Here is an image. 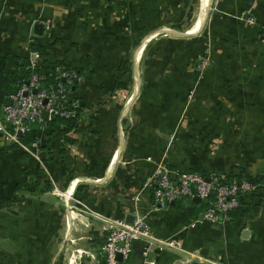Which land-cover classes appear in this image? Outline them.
<instances>
[{
    "label": "crops",
    "instance_id": "1",
    "mask_svg": "<svg viewBox=\"0 0 264 264\" xmlns=\"http://www.w3.org/2000/svg\"><path fill=\"white\" fill-rule=\"evenodd\" d=\"M198 8L194 34L181 36L198 35L211 12L214 38L227 46L224 54H213L217 69L199 84L192 86L197 76L188 75L190 87L161 84L146 93L140 65L154 34L133 49L132 75L119 71L127 57L120 48L126 41L121 30L132 24L120 20L125 0H0V113L17 85L10 87L8 77L23 75L34 42L50 48L42 55L43 70L55 62L81 70L76 94L84 105L77 127L65 137L62 126L32 128L38 159L19 150L0 152V207L14 183L52 184L41 194L24 193L17 217L1 212L0 264H59L64 249L52 246L57 240L79 242V250L102 257L100 218L127 217L134 204L147 210L152 188L146 180L161 161L174 171L234 176L259 181L261 188L244 195L219 225L202 220L201 201L179 200L153 212V236L177 246L160 249L141 239L131 244L123 264H264V44L259 40L264 0H200ZM250 17L255 24L247 22ZM43 21L52 32L43 28L37 35L35 27ZM171 107L184 110L175 122L165 119ZM75 205L82 214L87 210L83 218L91 228L75 221L77 214L70 212ZM75 222L82 229L75 230ZM66 264H87V258Z\"/></svg>",
    "mask_w": 264,
    "mask_h": 264
},
{
    "label": "built area",
    "instance_id": "2",
    "mask_svg": "<svg viewBox=\"0 0 264 264\" xmlns=\"http://www.w3.org/2000/svg\"><path fill=\"white\" fill-rule=\"evenodd\" d=\"M247 22L255 24L253 17L247 19ZM41 23L44 30L50 29L48 22ZM259 40L264 44V25L261 27ZM205 54L197 58V69L200 73L209 66L207 51ZM41 59L40 52H29L26 70L30 73L24 81L17 84L16 89L8 96L9 105L4 106L0 113L1 143L15 145L37 159V153L33 152L37 141L28 146L22 136L28 134L36 125L45 127L53 118L78 119L77 109L80 106L73 93V86L79 81L78 74L75 71H66L60 66H52L47 72L41 71ZM48 75H53L54 80L58 81L55 86L44 85ZM43 112L47 113V119L42 117ZM146 185L152 188L149 208L142 210L134 204L131 208V223H127L126 216L108 219L103 227L106 237L101 247L102 257L91 251L78 250L79 259L83 254L87 258V264H123L131 251V244L141 239L155 241L160 249L176 247L175 241L153 236L149 224L150 214L166 210L176 201H191L197 197L204 203L200 213L202 220L219 225L241 206V198L244 195L254 194L261 188L258 182L243 178H205L196 172L174 171L163 161L156 163L153 174L146 180ZM197 222L199 221H193L190 227L193 228Z\"/></svg>",
    "mask_w": 264,
    "mask_h": 264
},
{
    "label": "rangeland",
    "instance_id": "3",
    "mask_svg": "<svg viewBox=\"0 0 264 264\" xmlns=\"http://www.w3.org/2000/svg\"><path fill=\"white\" fill-rule=\"evenodd\" d=\"M125 6V13L120 17L121 23L130 21L132 24L130 29L121 30L123 39L125 38L126 41L120 48L129 61H131L133 49L140 43L142 38L146 35L154 34L144 48L142 60V46L138 48L137 56L139 55V62L141 60L142 92H152L157 87H161V84L166 87L171 85L176 88L190 87L191 84L187 83L188 75L191 77L197 76V80L191 79L193 86L194 81H198L196 82L197 84L200 83L205 73L217 69L213 65V54H217V52L224 54L227 46L222 39L214 38L216 34L214 35L211 30V12L204 29L198 35L194 37L181 36V33L186 32L195 22L198 0H125ZM48 31L50 32V29ZM206 51L209 57V66L203 73H200V70L197 69V58L200 55H206ZM177 77H180V79H177ZM183 112L184 110L181 107H177L175 111L171 107L168 112L169 115L165 119H168L169 122H175ZM133 122H136V118L133 119ZM165 164L167 165L166 162ZM3 184L9 186L7 183ZM134 198L135 196L131 197L130 200L133 201L135 200ZM3 209L0 207V214ZM80 209V206L75 205L70 212L77 214L75 221L83 220L85 226L87 227L88 224V227L91 228V224L87 223L86 219L83 218L87 210H84V214H82ZM64 214L66 213L64 212ZM113 218L122 217L100 218L103 222L102 228L106 226L108 219ZM1 222L0 233L3 225ZM74 224L78 226L75 230L82 229L78 223L75 222ZM104 234L105 240L106 233L104 232ZM84 240L90 242V239ZM56 242L52 246H63L64 249L60 253L59 264H66L68 259L79 256L77 251L82 248L81 243L76 242L75 244V242H65V240H57ZM2 247L3 245L0 241V250H2Z\"/></svg>",
    "mask_w": 264,
    "mask_h": 264
},
{
    "label": "trees",
    "instance_id": "4",
    "mask_svg": "<svg viewBox=\"0 0 264 264\" xmlns=\"http://www.w3.org/2000/svg\"><path fill=\"white\" fill-rule=\"evenodd\" d=\"M50 32H52V30ZM55 40H57L56 42H59V39H55ZM30 48H31V50H36V51L40 52L41 55H44L45 51L50 49V48H48V47L46 48L44 45H41V44L36 43V42L32 43ZM53 66H60L66 71H75L78 74L79 78L82 75L81 70L77 67L69 66L67 64L60 63V62H55V64ZM49 69H47V70L41 69V71L47 72ZM119 71H121L125 74L132 75V62L126 58V60H124L122 62V64L120 65ZM29 73H30L29 70L25 69V72L23 73V75L20 78L8 77V83L10 84V87L12 85L18 84L19 82L21 83L22 81H24L27 78V76L29 75ZM57 83H58V81L54 80L53 75H48L44 81L45 86H49V85L55 86ZM77 84H78V82L73 86V88H74L73 93L75 94V96L77 97V99L80 102V106L77 109V113H78L77 117L80 120L82 113L84 111V105L82 104L81 100L79 99V97L76 94ZM78 119L77 118H74V119L53 118L51 121L47 122V125L52 126V127L62 126L61 132L64 136L71 129L77 127V122L79 121ZM36 137H37V133H35V132L30 133L29 132L28 134L22 136V140L24 142H31V141L33 142L36 140ZM65 140L68 141V139H66V138H65ZM0 143H1V140H0ZM11 150H19L27 158L31 157V156H28V154H26L25 151H23L22 149H20L19 147L15 146V145H7V144L5 145L3 143L0 144V152L6 153V152H9ZM43 161H46V160H43ZM23 171H25V169ZM232 177L237 178L234 176H232ZM238 179H241V178H238ZM255 182L259 183V181H255ZM30 183H31L30 188L23 187L19 183H14V185L12 187V189H13L12 195H9L8 197L4 198V200H3L4 204H5L4 209H3L4 213L17 217L18 215H20V212L18 211L17 203H18L19 199L22 198L24 193L41 194V193L50 191L52 189V184L48 180H43L42 182H38V181H34L33 179H31ZM0 187H1V185H0Z\"/></svg>",
    "mask_w": 264,
    "mask_h": 264
},
{
    "label": "water",
    "instance_id": "5",
    "mask_svg": "<svg viewBox=\"0 0 264 264\" xmlns=\"http://www.w3.org/2000/svg\"><path fill=\"white\" fill-rule=\"evenodd\" d=\"M35 32H36V34L37 35H42V33H43V26L42 25H37L36 27H35ZM134 72V71H133ZM133 76H134V74H133ZM9 103H10V101H9V99L7 100V102H6V104H5V106H7V105H9ZM47 113L46 112H43L42 113V117L44 118V119H47ZM193 201L194 202H199V199L196 197V198H194L193 199ZM132 216L131 215H129V216H127L126 217V221H127V223H131L132 222ZM118 259H120V257H118Z\"/></svg>",
    "mask_w": 264,
    "mask_h": 264
},
{
    "label": "bare ground",
    "instance_id": "6",
    "mask_svg": "<svg viewBox=\"0 0 264 264\" xmlns=\"http://www.w3.org/2000/svg\"><path fill=\"white\" fill-rule=\"evenodd\" d=\"M207 1V0H206ZM205 2V1H204ZM198 5H199V7H200V0H198ZM202 5V4H201ZM206 5V4H205ZM204 6V5H203ZM205 7V9H206V6H204ZM204 9V8H203ZM203 9H202V11H203ZM198 10H199V8H198ZM205 12V11H204ZM198 18V17H197ZM199 21H200V23L198 24V25H200L202 22H203V20L202 19H200L199 18ZM196 25V24H195ZM194 32H195V28H194V26H191L186 32H184L183 34L184 35H188V34H194Z\"/></svg>",
    "mask_w": 264,
    "mask_h": 264
}]
</instances>
